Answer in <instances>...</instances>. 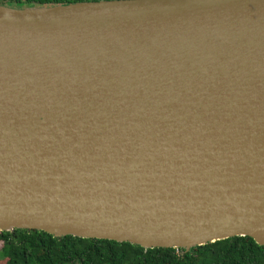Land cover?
Segmentation results:
<instances>
[{"label": "water", "instance_id": "obj_1", "mask_svg": "<svg viewBox=\"0 0 264 264\" xmlns=\"http://www.w3.org/2000/svg\"><path fill=\"white\" fill-rule=\"evenodd\" d=\"M264 245V0L0 5V230Z\"/></svg>", "mask_w": 264, "mask_h": 264}, {"label": "trees", "instance_id": "obj_2", "mask_svg": "<svg viewBox=\"0 0 264 264\" xmlns=\"http://www.w3.org/2000/svg\"><path fill=\"white\" fill-rule=\"evenodd\" d=\"M100 0H0L13 8L61 5ZM264 264V245L252 237L233 236L183 247L145 248L109 239L55 236L14 228L0 230V264Z\"/></svg>", "mask_w": 264, "mask_h": 264}, {"label": "rangeland", "instance_id": "obj_3", "mask_svg": "<svg viewBox=\"0 0 264 264\" xmlns=\"http://www.w3.org/2000/svg\"><path fill=\"white\" fill-rule=\"evenodd\" d=\"M69 264H78V263L76 262V263H69Z\"/></svg>", "mask_w": 264, "mask_h": 264}]
</instances>
